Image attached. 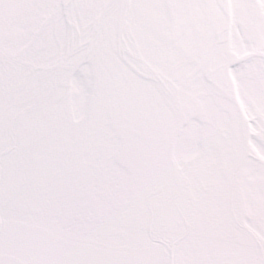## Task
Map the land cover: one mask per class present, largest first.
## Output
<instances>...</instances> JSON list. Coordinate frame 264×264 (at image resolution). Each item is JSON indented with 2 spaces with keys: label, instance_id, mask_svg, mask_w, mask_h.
<instances>
[{
  "label": "snow or ice",
  "instance_id": "snow-or-ice-1",
  "mask_svg": "<svg viewBox=\"0 0 264 264\" xmlns=\"http://www.w3.org/2000/svg\"><path fill=\"white\" fill-rule=\"evenodd\" d=\"M0 264H264V0H0Z\"/></svg>",
  "mask_w": 264,
  "mask_h": 264
}]
</instances>
